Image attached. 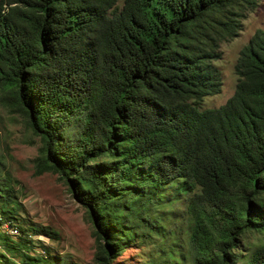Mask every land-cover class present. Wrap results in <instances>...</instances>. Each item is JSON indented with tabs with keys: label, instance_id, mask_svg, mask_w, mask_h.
I'll list each match as a JSON object with an SVG mask.
<instances>
[{
	"label": "trees",
	"instance_id": "trees-1",
	"mask_svg": "<svg viewBox=\"0 0 264 264\" xmlns=\"http://www.w3.org/2000/svg\"><path fill=\"white\" fill-rule=\"evenodd\" d=\"M120 1L0 0V99L41 139L36 173L59 174L87 208L97 264L155 228L167 190L188 248L162 264H264V243L241 252L264 234V28L234 95L203 106L222 89V44L263 0ZM12 181L0 159V217L15 224Z\"/></svg>",
	"mask_w": 264,
	"mask_h": 264
},
{
	"label": "rangeland",
	"instance_id": "rangeland-1",
	"mask_svg": "<svg viewBox=\"0 0 264 264\" xmlns=\"http://www.w3.org/2000/svg\"><path fill=\"white\" fill-rule=\"evenodd\" d=\"M261 28H264V0L243 20L241 33L222 44L223 57L216 62L223 76L222 89L205 98V108L220 107L234 95L239 79L236 64L241 50ZM40 146V137L33 133L23 115L0 99V159L14 179L12 183L20 203L13 214L18 220L15 224L7 218L2 221L0 217V262L97 264L95 228L87 208L77 201L59 174L36 173L35 159ZM170 194L167 190L166 199L152 215L155 228L143 226L130 237L128 232L125 247L114 264H162L167 259L165 250L173 244L177 245L179 255L187 252L188 234L181 220L183 201H169L175 197ZM41 227H48L53 233H35ZM5 235L12 241H7ZM21 240L23 244L15 245ZM261 243H264V234L250 232L243 238L242 254H248L250 248ZM25 253L37 260L28 261ZM238 264H245V261L240 260Z\"/></svg>",
	"mask_w": 264,
	"mask_h": 264
}]
</instances>
